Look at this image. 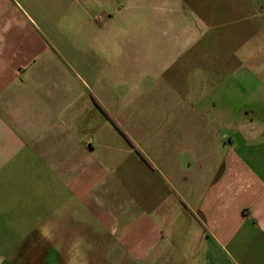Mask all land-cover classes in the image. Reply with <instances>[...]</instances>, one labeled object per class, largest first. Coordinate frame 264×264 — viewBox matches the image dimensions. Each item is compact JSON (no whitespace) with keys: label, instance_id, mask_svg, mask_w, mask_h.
<instances>
[{"label":"crops","instance_id":"obj_1","mask_svg":"<svg viewBox=\"0 0 264 264\" xmlns=\"http://www.w3.org/2000/svg\"><path fill=\"white\" fill-rule=\"evenodd\" d=\"M192 2L0 0V264H264V24Z\"/></svg>","mask_w":264,"mask_h":264},{"label":"rangeland","instance_id":"obj_2","mask_svg":"<svg viewBox=\"0 0 264 264\" xmlns=\"http://www.w3.org/2000/svg\"><path fill=\"white\" fill-rule=\"evenodd\" d=\"M210 0H206L208 2ZM213 5L216 6V10L213 11V19L211 20V29L208 32V36H218L224 32H226L227 27L222 22L221 18L218 17V8L220 4V0H212ZM225 4L227 6V9L229 11L230 20L232 21L234 16V12L238 14V10L241 8V14L242 18L238 20L236 26V33L238 38L243 42L246 40L247 37L251 36V28L248 21L254 20L256 18H259L260 23L264 24V0H225ZM179 5V4H178ZM176 10H172V19L175 23V28L178 32L182 30L183 27L187 25H191L190 17L188 16L189 13H187L184 9H182L180 6H178ZM191 9H194V16L197 18V20L204 21V19H208L209 14L211 13V7H208V9L204 8L202 9V6L199 5V2L197 0H194L192 2ZM191 11V10H190ZM193 11V10H192ZM141 15V14H140ZM221 16V15H220ZM144 18V19H143ZM250 19V20H249ZM195 20V23L196 21ZM219 20V21H218ZM130 25L134 26L137 29L136 33L139 35L147 36L150 35L149 33V27L147 23V15L145 17H134V15H131L129 17ZM234 22V21H233ZM199 23V22H198ZM233 26V23H232ZM231 26V27H232ZM256 27L252 26V28ZM253 30V29H252ZM216 39V38H214ZM234 42H226V44H233ZM205 45V43H203ZM228 46V45H227ZM228 49V47H226ZM200 67H193L192 71H190L189 74H183V76L179 75L178 78L176 77V85H193L198 81V72ZM185 75V76H184ZM255 78L252 79L253 84L257 83L260 84V82L264 83V75L262 71H257V73L254 76ZM187 83V84H186ZM153 85H155L153 83Z\"/></svg>","mask_w":264,"mask_h":264},{"label":"trees","instance_id":"obj_3","mask_svg":"<svg viewBox=\"0 0 264 264\" xmlns=\"http://www.w3.org/2000/svg\"><path fill=\"white\" fill-rule=\"evenodd\" d=\"M106 115V113H104ZM107 116V115H106ZM127 139V138H126ZM128 140V139H127Z\"/></svg>","mask_w":264,"mask_h":264}]
</instances>
